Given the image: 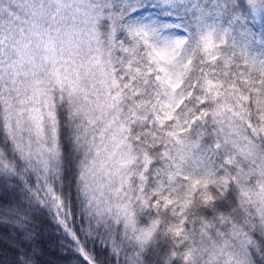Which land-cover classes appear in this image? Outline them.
Masks as SVG:
<instances>
[{
  "label": "snow or ice",
  "instance_id": "1",
  "mask_svg": "<svg viewBox=\"0 0 264 264\" xmlns=\"http://www.w3.org/2000/svg\"><path fill=\"white\" fill-rule=\"evenodd\" d=\"M0 264H264V0H0Z\"/></svg>",
  "mask_w": 264,
  "mask_h": 264
},
{
  "label": "trees",
  "instance_id": "2",
  "mask_svg": "<svg viewBox=\"0 0 264 264\" xmlns=\"http://www.w3.org/2000/svg\"><path fill=\"white\" fill-rule=\"evenodd\" d=\"M50 231H53L54 232V229H50Z\"/></svg>",
  "mask_w": 264,
  "mask_h": 264
}]
</instances>
